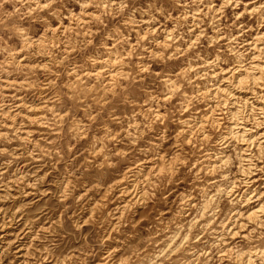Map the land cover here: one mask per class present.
Returning a JSON list of instances; mask_svg holds the SVG:
<instances>
[{
  "label": "clouds",
  "instance_id": "1",
  "mask_svg": "<svg viewBox=\"0 0 264 264\" xmlns=\"http://www.w3.org/2000/svg\"><path fill=\"white\" fill-rule=\"evenodd\" d=\"M257 62L264 0H0V78L48 101L45 133L60 152L42 154L63 162L55 190L29 209L25 259L264 264V109L233 95L247 90L233 74ZM209 104L220 107L205 121ZM136 185L133 204L152 209L139 226L123 206ZM107 191L121 205L111 213L94 207ZM13 246H0V264H13Z\"/></svg>",
  "mask_w": 264,
  "mask_h": 264
},
{
  "label": "rangeland",
  "instance_id": "2",
  "mask_svg": "<svg viewBox=\"0 0 264 264\" xmlns=\"http://www.w3.org/2000/svg\"><path fill=\"white\" fill-rule=\"evenodd\" d=\"M230 67L223 68V71L226 72L219 84L228 90L227 80L224 77L228 76L227 70ZM100 71H103V69ZM115 75L113 73V76ZM0 81H2L0 82V224L4 223V227L0 229V246L7 247L9 243L16 241L20 245V250L16 251L15 246H13L12 251L15 252L13 264H22V262L23 264H34L33 260L25 259V257L29 255L32 242L36 239V236L30 238L31 234L24 235L25 224L35 219L32 212H35L38 203L43 202L42 194L45 192L51 194L55 190L57 174L62 171L63 162L42 154L53 150L60 152L58 147H53L56 144V137L45 133L47 125L43 117L46 116L44 108L49 106L48 101L45 100L43 104L38 103L31 89L19 87L29 83L28 81L8 76L0 78ZM262 89L264 90V86ZM238 98L237 103L242 102L249 105L251 110L253 109L254 102L252 100L249 104L250 99L244 102L241 97ZM212 105L214 104L206 105L203 109L205 112L203 119L205 121H212L213 116L220 107L219 105L217 110L215 107L213 112L210 111ZM51 106L54 107V105ZM14 114L16 115L14 116ZM37 120L40 121L39 124L30 123ZM220 123L223 127V123ZM204 128H206L205 124ZM195 136L196 132L194 131L190 139L195 138ZM25 140H30L32 143L25 144ZM194 164L196 167L199 166L198 161ZM150 177L151 169H149L145 179ZM255 178L259 183V178ZM125 179L126 177H121L120 182L122 183ZM137 188L138 185L128 188V200H124L123 206H133V211L136 213L135 222L139 226L147 224L151 218L152 209L145 211L138 201L133 204L131 194ZM115 195L118 198H123L121 193H115ZM112 197V191H107L102 196L95 197L94 207H100L108 213L120 208L121 205ZM102 201L105 202L102 204ZM29 209L32 212H29ZM91 214L89 213V215ZM119 215L120 217H127L129 214L121 212ZM46 226V224H40V228ZM113 226H116L115 223ZM18 236L22 238L17 239ZM5 264H8V262L5 261Z\"/></svg>",
  "mask_w": 264,
  "mask_h": 264
},
{
  "label": "bare ground",
  "instance_id": "3",
  "mask_svg": "<svg viewBox=\"0 0 264 264\" xmlns=\"http://www.w3.org/2000/svg\"><path fill=\"white\" fill-rule=\"evenodd\" d=\"M259 47V46H258ZM259 55V54H258ZM253 68H255V69H257V71L255 72V79H256V81H257V85H258V87H256V88H252V86H251V84H248L247 82L249 81V79H250V76H249V74L250 73H253ZM224 70V69H223ZM260 70H264V63H259V62H257V63H255L252 67H249L248 69H247V72L245 73V75L244 76H240L239 75V71H237L236 73H234L233 74V76H235V77H239V80L242 82V83H244V84H246V86H247V90H245V91H243V92H241L240 90H237V91H235V92H233V95L236 97V100H237V98L238 97H241V99H243V101L244 102H247V100H249L250 99V97H252L253 95H255V96H261V97H264V90L262 89V87L264 86V76H261V71ZM230 71V69L229 70H227V74H228V72ZM226 72V71H225ZM224 71H223V73H225ZM218 74V73H217ZM113 77H115V76H113ZM226 80H228V79H231L232 77H229V76H225L224 77ZM224 80V79H223ZM225 81V80H224ZM218 87L220 88V89H222L223 90V92H225V93H227L229 90L227 89V88H224V87H222L221 85H218ZM258 89V90H257ZM247 94H249V95H247ZM217 95L219 96L220 95V93H217ZM238 100H239V98H238ZM264 99H260V100H252L254 103H253V109H252V111H256V110H258V109H264V101H263ZM226 103H230V101H226ZM219 106V104H214V105H212V109H210V111H213L214 112V108L216 107V110H217V107ZM214 109V110H213ZM219 109V108H218ZM16 114H14V116H15ZM11 117V116H10ZM11 127V126H10ZM200 127L201 128H204V124H201L200 125ZM245 127L247 128L248 127V125L246 124L245 125ZM17 128V127H16ZM14 130V129H13ZM261 131H264V129H262ZM246 139H252V141H253V144H255L256 143V138H255V136H249V137H247ZM253 151L255 152V151H257V148H253ZM4 168V167H3ZM4 174V173H3ZM254 179H256L257 180V178H255L254 177ZM259 180V179H258ZM5 181H6V179H5ZM9 185V184H8ZM13 187V186H12ZM12 189V188H11ZM1 190V189H0ZM4 190H6V189H4ZM9 191V190H8ZM6 194V193H5ZM10 195V194H9ZM5 196H7V195H5ZM0 200H1V198H0ZM2 200H4V199H2ZM128 200V199H127ZM5 201H6V199H5ZM253 211H255V209H253ZM2 224V223H1ZM2 225H4V223L2 224ZM4 227V226H3ZM5 233H7V232H5Z\"/></svg>",
  "mask_w": 264,
  "mask_h": 264
}]
</instances>
